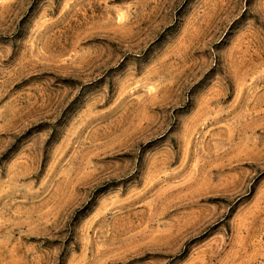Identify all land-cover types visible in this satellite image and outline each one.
<instances>
[{
    "label": "rangeland",
    "instance_id": "1",
    "mask_svg": "<svg viewBox=\"0 0 264 264\" xmlns=\"http://www.w3.org/2000/svg\"><path fill=\"white\" fill-rule=\"evenodd\" d=\"M0 264H264V0H0Z\"/></svg>",
    "mask_w": 264,
    "mask_h": 264
}]
</instances>
